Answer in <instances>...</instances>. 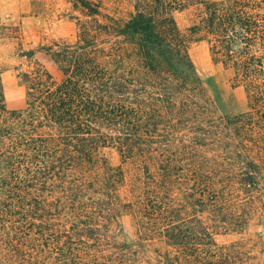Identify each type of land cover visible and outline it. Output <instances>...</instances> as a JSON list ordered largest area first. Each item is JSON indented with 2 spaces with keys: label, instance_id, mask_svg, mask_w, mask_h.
Instances as JSON below:
<instances>
[{
  "label": "trees",
  "instance_id": "16d2710c",
  "mask_svg": "<svg viewBox=\"0 0 264 264\" xmlns=\"http://www.w3.org/2000/svg\"><path fill=\"white\" fill-rule=\"evenodd\" d=\"M118 1L125 19L66 1L75 39L37 49L61 79L26 71L23 109L6 108L0 77V264H243L215 236L264 210V0ZM195 41L244 89L245 111L221 115Z\"/></svg>",
  "mask_w": 264,
  "mask_h": 264
},
{
  "label": "rangeland",
  "instance_id": "374dc122",
  "mask_svg": "<svg viewBox=\"0 0 264 264\" xmlns=\"http://www.w3.org/2000/svg\"><path fill=\"white\" fill-rule=\"evenodd\" d=\"M67 0H45L42 9L33 7L32 0H0V77L3 86L4 104L9 110L24 108L25 87L23 74L40 66L55 81L61 79V72L48 55L38 51L40 44L63 39L73 41L76 28L67 13L71 6ZM104 14L118 18H127L131 8L127 2L101 0ZM177 24L185 30L189 24L187 14L175 16ZM33 51L31 58L22 56ZM189 56L195 69L204 81L218 89L223 102V116H235L246 110V95L241 86H233L230 72L215 66L209 56L206 42L195 41L189 45ZM111 166L120 165V157L115 148L103 150ZM129 179V178H128ZM127 192V187L124 194ZM119 227L123 239L130 241L134 237L131 219L122 216ZM219 246L236 244L241 250L243 264H264V210L253 213L247 228L241 232L220 233L215 236Z\"/></svg>",
  "mask_w": 264,
  "mask_h": 264
}]
</instances>
